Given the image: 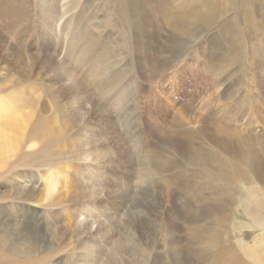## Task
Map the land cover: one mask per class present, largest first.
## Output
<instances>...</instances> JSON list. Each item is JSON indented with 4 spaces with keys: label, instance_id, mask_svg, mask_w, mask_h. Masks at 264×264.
I'll list each match as a JSON object with an SVG mask.
<instances>
[{
    "label": "rangeland",
    "instance_id": "obj_1",
    "mask_svg": "<svg viewBox=\"0 0 264 264\" xmlns=\"http://www.w3.org/2000/svg\"><path fill=\"white\" fill-rule=\"evenodd\" d=\"M145 2L141 8L139 0H0V131L9 128L17 142L15 153L0 150L4 245L31 250L32 259L47 258V264H93L94 246L101 249L100 264L168 263L174 254L162 243L170 237L167 221L186 231L172 214H188L183 196L193 210L207 205L165 185L172 176L189 178L175 150L188 145V137L195 149H216L206 135L228 122V129L244 134L264 131V0H208L218 5L201 21L171 27L152 10L154 0ZM166 2L175 10L186 4ZM49 21L53 33L45 28ZM81 36L87 37V54ZM252 47L260 59L249 75ZM53 57L60 68L51 66ZM63 68L88 88L84 106L80 95L65 90L62 79L71 77ZM236 102L251 105L241 113ZM247 117L253 125H246ZM242 204L234 199L231 223L245 218ZM77 220L92 222V229L101 225L108 236L81 242ZM250 236H243L240 250ZM106 237L112 239L108 246ZM256 240L254 255L264 264V238ZM58 245L64 253L56 254ZM3 261L12 263L15 256L0 249Z\"/></svg>",
    "mask_w": 264,
    "mask_h": 264
},
{
    "label": "bare ground",
    "instance_id": "obj_2",
    "mask_svg": "<svg viewBox=\"0 0 264 264\" xmlns=\"http://www.w3.org/2000/svg\"><path fill=\"white\" fill-rule=\"evenodd\" d=\"M145 1H149V0H139V2L141 4V6H140L141 8H142V6L144 8V4L146 3ZM166 1L167 0H154V3H151L150 5L153 7V9H152L153 11L155 10L159 14H164L166 24L169 27H171L174 24L180 25L182 23L186 24V23H192V22L193 23L199 22V21H201L200 18H203L205 12H207V10L209 8L210 9H216V7L218 5V2L208 3L207 2L208 0H204L205 2L202 1V3L198 2L197 0H194L197 3L192 2L191 0H185L184 3H186V4L183 6H181L179 3L176 4L179 7H178V10H175L177 8L174 7V9H171L168 6V3ZM187 2H189V3H187ZM48 4H50V3H48ZM194 5H195V7H194ZM49 6L50 5H48V7ZM44 7H45V5H44ZM51 10L54 11V9H51ZM64 10H65V8H64ZM7 11L5 13H7ZM39 12H41V11H39ZM51 12H49V13H51ZM175 12H178V13H175ZM45 13H46V11H45ZM42 14H43V12H42ZM43 15H45V14H43ZM51 16H52L51 14L48 15V17H51ZM44 19H45V17H44ZM55 20H56V18H55ZM57 20L59 21L60 19H57ZM50 21L48 22V26L46 25L47 27H45V28L53 33L55 31L54 26L52 24L54 21L52 23H50ZM58 21H57V23H58ZM153 21H155V20H153ZM54 25H56V23H54ZM64 26L65 25H63V27ZM64 32H66V31H64ZM63 35H64V33H63ZM56 37L57 36H55L53 39H55ZM81 37L84 38L85 41H82V39H81L80 40L81 43L79 45H80V47L82 46V49H83L82 52H84V53L86 52V54H87V52H88L87 37H84V36H81ZM251 39H252V37H251ZM67 48L68 49L70 48V51H73V48L72 49H71V47H67ZM168 48H171V45H169ZM252 48L253 49H250V63H249L250 66L248 68V69H250L249 73H248L249 75H253L252 74L254 72L253 66L258 65V64H256L255 58L256 59L259 58V57L257 58V54H256L255 49H254L255 47H252ZM261 49H262V47H261ZM65 51H66V49H65ZM70 51L68 53L72 54V52H70ZM169 51H170V49H169ZM84 53H83V55L81 53V55L85 57ZM43 55H45V54H43ZM79 57H81V56H79ZM44 59H45V57H44ZM81 59L83 60V58H81ZM50 64L54 69H55V67L60 68V65L57 63V61L55 60L54 57H53V60L50 62ZM61 66H63V65H61ZM64 66H65V64H64ZM251 70H252V72H251ZM48 72H50V71H48ZM62 73L69 75L71 77V80H72V82H71V80L67 81L65 79H62L65 82V90L71 95H74V96L80 95V99H81L80 103L82 106H84V103L86 104V102H88L87 101V90H86L87 87H85V85L81 79H78L73 74V72L70 71V68L69 69L63 68ZM63 77L65 78V76H63ZM253 85H254V88L257 87L256 86L257 84L256 85L253 84ZM260 93H261V91H260ZM75 98H76V96H75ZM89 105H90V103H89ZM234 105L236 106L238 111H240L242 113L243 108L247 107V106L250 107L251 104H249V105L245 104L242 107H240L242 104H240L239 102H236ZM254 108H256V111H260V110H257V106ZM73 110H74V108H73ZM230 110H229V114H230ZM226 111L228 112V109H226L224 112L226 113ZM233 111H235V110H233ZM99 112H100V110H99ZM214 116H217V115H214ZM105 118H106V115H105ZM247 119H248V123L246 124L247 126H250V124L255 122V119L253 117H251V118L247 117ZM11 120H10V122H12ZM238 120H239V118H238ZM103 121H102V123H103ZM263 121H264V119H263ZM229 124H231V122H228L227 125H229ZM227 125H225V126L217 125L216 127L214 125L213 130H215V135H206V137H208V140L210 142L211 141L214 142L215 146L214 145L213 146L216 149L212 148L210 151L204 150L205 148L204 149H195V148L191 147V144H190L191 141L188 137L189 144L184 146V147L182 145H179V148L177 150H175L184 159V163H185V167H186L185 168L186 171H184V172H188L186 176L189 178L181 180V178H178L177 175L172 176V177H169L167 180L164 181L165 185L166 186L168 185V189L170 187L174 186L178 190V192H182V194H184L186 197L189 196L195 202L202 203L203 201L204 202L207 201V205L205 207H202L204 205V203H203V205H201L200 208H198L197 210H193L190 206L191 202H189L187 200V198L185 199V197L182 195L184 201L186 202V208H187L188 214L186 216H184L183 214H180V212H178V211H173L172 214L175 215L177 218H181L180 221L183 225L186 226V231L182 230L181 227H178V224H176L175 222L169 220V221H167V225H168L167 230H168V235L170 237L168 240L162 242L165 246H168L169 249L172 250L174 257H172L168 263H166V261H164V260H161V258L160 259L156 258V259H153L151 261V263H149V264H263V261L258 263V257H257V255H254V250H253L254 247L253 246H254V244L256 245V243H257L256 238H264V237H262V235L264 236V131L262 133L260 132V133H253V134H244V133L240 132V130H237V128L234 130L228 129L229 127ZM109 132H111V131H109ZM170 133H171V130L166 131L167 136H170ZM178 133L182 134L181 132H178ZM109 135L110 134H108V136ZM195 138H197V137H195ZM105 139H106V137H105ZM175 140L177 141V139H175ZM15 141L16 140H12L11 130L9 128H7L3 131H0V150H2L5 154L15 153L14 147L17 144V142H15ZM88 143H90V142H88ZM179 144H180V142H179ZM257 147H260V150H257ZM152 152H153V150H152ZM226 155L232 157L235 161H233V162L229 161V159L226 158ZM152 157H153L152 155L151 156L149 155V160H151ZM117 161H118V159H117ZM118 163H120V162H118ZM129 168H131V167H129ZM183 168L184 167H182L181 170H183ZM171 169H173V168L171 167ZM32 182H34V181H32ZM182 182L186 183V184H183ZM56 184H57V182H56ZM162 191L164 192V190H162ZM165 191H167V190H165ZM79 195H81V194H79ZM88 195H90V194H88ZM116 196H117V194H116ZM116 196L115 197L112 196V197H114V199H115ZM79 197H81V196H79ZM236 197L240 201H243L242 207H243V211L245 213V218L242 221L231 223V221H230L232 218L231 213L233 212L232 211V209H233L232 205H233L234 199H236ZM96 200H97V198H96ZM116 200H117V198H116ZM107 201L108 200H106V202ZM102 202H103V200H102ZM111 202L113 203V200ZM91 204H93V203H91ZM103 210L104 209H102V211ZM171 211H172V209H171ZM101 214H102V212H101ZM230 215H231V218H230ZM246 215H248L249 218L251 219V221H250L251 224H250V222H248ZM86 221L81 222L80 220H77V223L79 222L78 223L79 225H77L78 227L76 228L75 231L77 233H80V235L82 233L83 238L85 239V240L80 239L81 242L86 241V240H90V241L92 240L93 241L94 238L98 239L103 234L108 236L109 231L107 232L105 230L106 228L99 225V226H95L94 229H92L93 223L90 221H87V222ZM68 227H71V226L69 225ZM75 227H76V225H75ZM113 228H114V225H113ZM136 229L137 230L135 233H138V227ZM245 229H246V231H245ZM132 231H134V230L132 229ZM72 232H74L73 228H72ZM106 232H107V234H106ZM113 232H114V230H113ZM171 232L174 234L172 235ZM176 234H178V235H176ZM251 234H253L252 236H255V237L250 236ZM241 235H243V236L249 235L250 236L249 239H247L249 242L248 247H246L243 250L239 249V245H240L239 242H244L245 238H247V237H243V236L240 237ZM77 236H79V235H77ZM235 236L240 237L238 239V241H234ZM1 238L2 237L0 235V249L3 250L7 254H11V255L15 256V261L12 263H8V264H47V263H50L49 261L46 263L47 258L40 259V258L34 257L32 259L31 257L36 256V255L33 254V251H31V250L27 249L26 251H21V249L19 250V249L15 248L13 246V244H9L6 246L5 241H4L5 242V245H4ZM232 238H234V239H232ZM106 239H107L106 245L108 246V244L112 242V239H110L109 237H106ZM98 241H100V240L98 239ZM146 243H147V241H146ZM151 243H152V241H151ZM151 243H148V244L151 246V245H153ZM91 244L94 245L93 243H91ZM96 244H97V242H96ZM149 245H146V246L149 247ZM58 246H59V248L56 251L57 252L56 254H60V252L64 253L65 249L63 247H61L60 245H58ZM98 246L102 248V244H98ZM22 248L25 249L24 247H22ZM95 248H96L95 246L92 247L91 251H92V254L97 253V257L94 255H92L93 257H90V255H89V257H90L89 260L90 259L96 260L97 264H100L101 262L98 263V261H99L98 257L100 255L99 250H101V249L96 250ZM87 249H89V247ZM147 249H146V251H147ZM258 249L255 251V253L260 252V246ZM111 250H113V252L116 251L115 249H112V248H111ZM102 251H104V250L102 249ZM120 251L117 254H120ZM148 251H149V249H148ZM86 255H88V253ZM21 258L24 259V261H20ZM140 260H141L140 263H142V259H138L137 263H139ZM90 261H89V263L91 264ZM96 261H94V263ZM87 262H88V260H87ZM1 263H6V262L3 261V262H0V264Z\"/></svg>",
    "mask_w": 264,
    "mask_h": 264
}]
</instances>
